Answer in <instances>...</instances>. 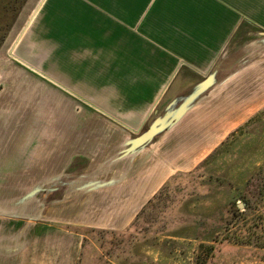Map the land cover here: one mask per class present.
Masks as SVG:
<instances>
[{"label": "crops", "instance_id": "0c3cea01", "mask_svg": "<svg viewBox=\"0 0 264 264\" xmlns=\"http://www.w3.org/2000/svg\"><path fill=\"white\" fill-rule=\"evenodd\" d=\"M13 54L26 82L0 91V264H81L88 230L125 231L264 109V0H43ZM211 72L179 121L121 155Z\"/></svg>", "mask_w": 264, "mask_h": 264}, {"label": "rangeland", "instance_id": "374dc122", "mask_svg": "<svg viewBox=\"0 0 264 264\" xmlns=\"http://www.w3.org/2000/svg\"><path fill=\"white\" fill-rule=\"evenodd\" d=\"M42 1L0 4V91L9 85L14 99L26 77L9 50ZM84 248L81 264H264V112L215 157L173 176L125 231L88 230Z\"/></svg>", "mask_w": 264, "mask_h": 264}, {"label": "water", "instance_id": "95a60500", "mask_svg": "<svg viewBox=\"0 0 264 264\" xmlns=\"http://www.w3.org/2000/svg\"><path fill=\"white\" fill-rule=\"evenodd\" d=\"M43 3V1H42ZM29 23L25 25L23 30L18 34L16 40L12 43L9 50V55L15 58L13 54L14 46L23 32L28 27ZM14 45V46H13ZM215 83V74L211 72L203 80L198 82L194 88L181 99L171 101L165 112L156 118L148 125L142 132H137V135L126 141V147L122 150L121 155H129L137 152L149 144L155 136L164 130L173 126L181 117L189 110L193 103L202 96Z\"/></svg>", "mask_w": 264, "mask_h": 264}, {"label": "trees", "instance_id": "16d2710c", "mask_svg": "<svg viewBox=\"0 0 264 264\" xmlns=\"http://www.w3.org/2000/svg\"><path fill=\"white\" fill-rule=\"evenodd\" d=\"M8 1H10V0H0V4L3 3V6H7L6 4L8 3ZM263 112H264V111H263ZM263 112H262V113H263ZM262 113H261V114H262Z\"/></svg>", "mask_w": 264, "mask_h": 264}]
</instances>
